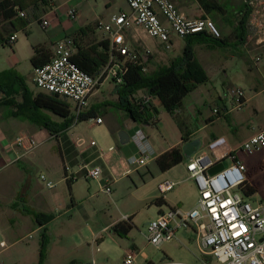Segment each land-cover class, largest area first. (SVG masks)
<instances>
[{"label": "rangeland", "instance_id": "374dc122", "mask_svg": "<svg viewBox=\"0 0 264 264\" xmlns=\"http://www.w3.org/2000/svg\"><path fill=\"white\" fill-rule=\"evenodd\" d=\"M84 2L89 4V9L93 8L104 17L117 14L121 9L129 11L125 0H112L109 9L105 8L103 0ZM224 5L227 9V18H229L233 10L227 3ZM30 21L32 23L30 30L35 39V37L41 36L43 31L37 19L30 17ZM219 24L223 28H220L221 32L226 33L230 30L224 21L219 20ZM17 35L19 52L16 55L17 62L14 70L22 76L30 93L36 95L41 91L35 87L33 82L32 40L23 31ZM146 36L148 47L134 45L131 48L132 56L138 58L144 56L149 60L146 72L155 71L160 65L169 63L168 56L179 57L182 55L186 43L184 39L173 36L172 48L166 50L161 47L160 41ZM12 47L14 46L9 44L0 46V72L4 71L7 63L10 62L13 54ZM149 49L163 56L162 59L155 57L156 55L152 56ZM248 49L251 50V53L243 56L239 51L236 52L237 49L221 48L223 53L221 55L223 57L228 55V59L223 61L227 66L226 73L221 71L212 73L206 68L210 75V82L201 85L194 93L188 94L180 109V116L185 119L186 125L191 131H196L204 126L197 136L204 143L201 152L209 154L210 157L212 155L207 143L209 140L211 141L213 135H226L233 147H240L259 129H264L263 63L255 62L257 56L264 60V54L255 52L253 46H249ZM197 55H200L199 47ZM236 87L244 91L247 99L240 109L233 107L234 99L231 90ZM98 89L96 97L101 101L104 99L109 101L103 108H95L96 117L99 116L104 122L98 125L94 121L95 118L77 121L68 130L73 129L75 137L82 138L87 144L95 141L102 152L113 154L111 164L103 165L102 161L98 159L93 163L102 164L105 171L112 165L119 167L123 149L116 143L115 136L109 130L108 125L111 121H115L121 125L120 131H125V129L128 131V127L125 126L127 118L124 120L123 112L117 109L111 100L115 95V84L106 80ZM218 96L222 101H218ZM216 103L219 107H223L225 104L229 113L213 123H209L205 121V118L212 115L215 107L218 108ZM69 104L70 117H75V106L72 103ZM197 109H200L202 114H198ZM157 110V122L148 123L144 133L151 145L163 148L177 141L180 132L173 117L161 105L157 104ZM40 113L58 127H61L65 122L64 119L50 111L42 109ZM19 126L28 129L30 125L21 122ZM25 129L20 130V133L26 135L32 133ZM51 145L54 146V149L52 152L50 151L52 155L48 158V163L32 165L25 172L30 182L28 191L31 195V205L35 209H39L33 200L35 194L46 198V202H48L45 204L46 209L52 213L53 219L39 229L30 216L21 213L15 218L16 223H9L7 217L2 218L0 220L1 264H123L126 251L143 252L148 256L147 259L138 257L137 264H203L205 261L208 264H220L215 257L203 255L199 251L197 236L190 228L179 230L172 241L164 243L159 248L148 243L146 224L158 217L160 207L165 208L166 206L165 204L159 206L155 203V199L150 198L153 194L160 196L162 194L158 190L160 180H154L152 174L146 169L139 170L113 185L114 189L111 195L102 192L98 181L86 178L85 174L79 175V178L70 187L60 168L59 145L56 140L52 141V144L38 145L29 155L27 154L29 157L26 158L32 159L35 156L37 160L41 153L45 149H49L48 146ZM37 155L39 156L37 157ZM85 161L88 162V160ZM153 166L154 163H151L149 167L153 168ZM106 173L101 175V178ZM22 176L25 178V174ZM41 176H44L45 180L41 179ZM17 179L19 176L15 177V180ZM48 181L54 183L53 188L47 187L46 182ZM14 183L15 191L19 190L23 194L20 184L15 181ZM184 186L185 183L176 186L173 191L166 194L167 197L171 201L183 198L187 195L184 193ZM198 197L197 190L192 194L188 193L183 203V209H187L188 205L194 206ZM262 204L264 207V199ZM124 215H129L133 220L132 229L127 236L121 235L113 227L104 230L111 221Z\"/></svg>", "mask_w": 264, "mask_h": 264}, {"label": "built area", "instance_id": "2783aa9c", "mask_svg": "<svg viewBox=\"0 0 264 264\" xmlns=\"http://www.w3.org/2000/svg\"><path fill=\"white\" fill-rule=\"evenodd\" d=\"M130 8L129 13L121 12L111 17L108 23L99 22L97 30L103 40L109 42V60L100 72L89 75L78 68L73 62L74 44L71 39H62L55 43L52 59L42 67L34 69L33 82L42 92L54 94L75 106L76 119L86 112L89 98L106 80L115 85H121L127 72L125 61L134 59L127 44L124 31L127 28H142L146 34L160 41L166 50L172 48V38L186 37L205 33L214 40L222 39V33L215 21L209 17H189L185 15L173 0H125ZM249 13V31L246 38L247 46L264 44V0H243ZM72 15L76 10L72 9ZM25 17L23 11L19 12ZM40 24L47 28L49 22L42 18ZM17 39L13 34L8 40L12 45ZM233 107L240 109L245 103L244 91L236 87L231 90ZM139 105L148 107L155 98L150 94L135 96ZM219 110L215 109L214 114ZM95 123L100 125L103 120L95 117ZM155 121V118L152 119ZM145 134L139 130L134 135L142 147L138 154L130 158L129 163L137 167L146 166L154 156L151 150L144 146ZM39 142L34 136L19 135L12 147L21 149L24 154L31 153ZM94 141L91 146H95ZM209 154L201 150L187 161V171L194 180L198 190V200L194 208L185 210L180 207L170 208L158 215L147 224V241L159 248L164 243L172 241L179 230L193 229L197 236L199 251L203 255H211L220 264H264V207L247 200L243 188L247 181V168L244 162L237 158L235 151L219 138L208 145ZM264 148V129L259 130L240 149L247 154H253ZM104 152H99L103 158ZM228 162L220 171L211 174L214 166ZM79 170L85 172L88 179L99 180L103 173L102 166L82 164ZM69 173L70 168L65 167ZM41 179L45 180L44 176ZM48 188L54 183L46 182ZM112 182L106 181L101 191L111 195ZM175 183L166 180L159 184L160 192L165 195L171 191ZM138 257L147 259L141 252L126 251L123 264H137Z\"/></svg>", "mask_w": 264, "mask_h": 264}, {"label": "crops", "instance_id": "0c3cea01", "mask_svg": "<svg viewBox=\"0 0 264 264\" xmlns=\"http://www.w3.org/2000/svg\"><path fill=\"white\" fill-rule=\"evenodd\" d=\"M84 1H89V0H58V1L51 0L49 7L46 10H44V12L39 13L40 19H38V22H39V26L41 27L43 31V34H41V36L35 37L34 39V35L31 33V30H30L32 23L23 31L32 40V46H31L32 53H33V47L37 45L47 46L49 47L50 51L53 53L55 43L59 40L68 38V39H76V43L73 49V53L75 54L77 51L76 46L86 47V46L95 44L97 42L103 41L102 34L100 33L99 30H97V25L99 22L108 23L112 16L117 15L121 12H125V13L130 12V8H129V11H125L124 9H121V11H119L117 14H113L110 17H104L98 14L93 8L89 9L88 8L89 4ZM173 1L177 4L178 8L185 15L189 17H201L203 15H206L205 10L201 7L198 0H173ZM210 1H216L223 6H225L224 4L227 3L230 6V8L233 10V13L230 15L229 18H227L228 15H227L226 8H225L226 13L224 16L217 15V14H207L206 15L207 17H211V18H213L214 16L215 22L218 25H220L219 20L230 21V25L225 23L229 27L230 30L227 31L226 33L221 32L223 33L222 38L227 41V46H223L221 48H228V49H233V50L237 49L236 52L239 51L241 55L243 56L249 55L251 53V50L248 49V46L246 43V38H247L246 36L249 31L248 27H249L250 20L248 19V22L246 25V34L244 36L243 41H238V36H240V34L238 35L235 31V27L237 26L238 22H240V20L242 19L244 15V12H243L244 9L242 6V4H244L243 0H221V1L220 0H210ZM103 4L106 9H109L112 5V0H103ZM72 9L76 10L75 15L71 14L70 11ZM42 18L46 19L49 22V25L47 28H43L41 26L40 20ZM7 27H8V23L0 24V31L2 35L3 33H5L4 32L5 29L11 28V26L9 28ZM220 28L223 29L221 25H220ZM88 29H92V30H88ZM80 30H83V33L78 35ZM5 31H8V30H5ZM18 33L19 32H12V34H16V35ZM124 35H125L127 44L130 47V49L134 47V45L140 46V47H144V46L148 47L146 45V37H147L146 35L147 34L142 28H127L124 31ZM17 41H18V35H17V39L12 44L14 46L12 47L13 54L11 55L10 62L7 63L4 71L9 70V69H14L16 66V62H17L16 55L19 52V43H17ZM15 44L17 45L15 46ZM160 44H161V47L165 48L161 42ZM198 47L200 49L199 56L197 55ZM253 47L255 49L254 50L255 52L264 54V44L253 45ZM221 48L216 47L214 44L211 46L204 45V44L195 46L196 56L199 59V61L202 63L203 67L205 68L209 76L208 82H210L211 79H210V75L207 69H209L212 73H215V72L219 73L220 71L223 73H226L227 71V66L224 64L223 61H226V59H228V55L227 56L225 55V57H223L221 55L223 54L222 51L220 50ZM150 53L152 54V56L156 55L155 57H160L161 59L163 57L160 54L155 53L152 50H150ZM174 58L176 57L168 56L169 61H171ZM145 60H147V58ZM255 62L257 64L260 62L263 63L262 71L264 74V60L262 59V57L258 58L257 56ZM167 64H162L159 67L163 65H167ZM198 88L196 90H198ZM196 90H194L192 93H194ZM98 92H99V89H96L90 96L89 106L86 112H88L91 109L98 108V107L103 108L104 105L107 102H109L107 99H104L101 101L98 97H96ZM114 93L115 95L111 100L114 103H116V101L118 100L116 89ZM145 94H146L145 91H139L135 94V96L138 97V96H142ZM11 99H13L12 100L13 104L9 105L10 104L9 101ZM92 100L93 102H91ZM218 101H222L220 96H218ZM246 101L247 99L245 98V103ZM21 103H22V98L20 97V95L14 96L10 94V92L0 91V196L3 195V197L0 198V220H2V218L4 217H7V221H9V223H16L15 218L18 217L19 213H21L18 209L13 208V205L16 202L18 204H22V200H24L23 203H25V205H28L34 208L31 205L32 202L30 200V196H31L30 191H28L30 188V182L27 179L25 171L29 170L30 166L38 164V163L47 164L49 161L48 158H50L51 157L50 155H52L50 154V151L52 152V150L54 149L53 145L48 146L49 149L48 148L45 149V151L41 153V156L37 158L36 160L35 156L32 159L26 158L29 156H27V154H24L21 149H16L12 147V142L19 135L24 134V133H20V130L25 129L22 126H19V123L21 122L23 124L28 123L30 125L28 129H25V130H29L30 132H32V133H29L28 135L34 136V138L39 142V145L41 144L47 145V143L52 144V141L54 142L55 140L58 142V145H59L58 155L60 157V162H59L60 168L63 172V176L67 184H69L70 187L72 186V183L75 182L79 178V175L85 174L84 171L79 170L80 166L82 164H89V165L92 164V166H95V165L102 166V169H103L102 176L104 173L107 172L103 178H100L97 181L101 189V187L106 184V181L110 180L112 182L111 184L112 193L114 189L113 185L118 184L125 177H128L135 172H139V170H142V169H146L147 172L152 174V177L154 180H160L159 184L166 180H170L175 183V186H174L175 188L176 186L185 183V186H184L185 195L186 194L188 195V193L192 194L197 190L194 180L190 177V174L187 171V162L185 161L184 158L181 163L173 166L171 169H169L166 172L160 171L155 161V159L159 155L163 154L169 149H172L174 147H180L182 149L183 144H185L186 142L183 141L181 133L177 141L163 148L157 145H151L148 139H146L144 146L149 148L154 156L152 157V159L149 160L146 166L137 167L135 165H131L129 163L130 158L138 154L139 148L142 147L136 140H134V135L139 130H141L144 133L145 129H147L148 123H143V124L135 123L131 121L129 118H127L125 112L122 111L124 120L127 118V120H125V126L128 127V131L126 129L125 131L130 136V142L125 146L119 145L117 134L121 130L122 127L115 121H111L110 124L108 125L109 130L111 131L113 136H115V141L118 144V146L123 147L122 154H121L122 159H121V162L119 163V167H117L116 165H112L110 167H107L104 171L103 165L105 164L107 165L108 163L111 164L113 160L112 153L110 154L104 153L103 158H100L99 152L101 150L99 149L97 143L94 141L96 143L95 146H91L92 141L90 142V144H87L86 141L83 140L82 138L75 137V133L73 132L74 131L73 129L72 130L67 129L65 131L52 134L49 130H47L45 127L40 125L39 123L40 121L34 118H31L30 116L31 113L27 109L24 111L23 117L15 116V114L18 113L17 104H21ZM224 103H225V100H224ZM157 104L161 105L159 101L155 99L152 105L153 107L157 108ZM216 104L218 107L217 109L220 112V116L217 117V115L214 114V110L216 109L215 107L213 109L212 115L207 116L205 118V121L209 123H213L220 117L225 116L229 113L227 111V106L225 104L223 105V107H219L218 103ZM180 111L181 110L178 111L179 114H180ZM197 113L202 114L200 109H197ZM211 118H216V119L213 121H210ZM156 121L157 119H155V121H152L151 119L149 123H156ZM203 128L204 126L200 127L196 131H191L189 129L191 132V134L189 135L190 137L189 141L196 139V138L201 139L200 137L197 136V133ZM219 138H223L226 141V143L235 151V155L237 156V158L242 160L244 164L246 165L247 181L245 183V187L243 188V193L246 196L247 200L253 204L263 205L262 200L264 199V148L253 154H247L240 149L241 146L233 147L231 143L229 142V139L227 138L226 135H220V136L213 135L211 137V141L209 140L207 144L209 145L211 142ZM203 145L204 143L202 140V146ZM38 156L39 155H37V157ZM97 159L101 160L103 165L93 164L95 163V161H97ZM85 160H88V162ZM151 163H154L153 168L149 167ZM66 166L70 168L69 173L65 172ZM24 174H25V178H23L22 176ZM16 176H19V179L15 180ZM14 181L20 184V188H23L22 189L23 194H21L19 190L15 191ZM159 184H158V190H159ZM174 188L171 191H173ZM246 192H249V195H246ZM160 194L162 193L160 192ZM166 194L165 195L162 194V196H160L159 194H153L150 197L152 198V200L157 199V198H162L164 200V204L166 207L165 208L160 207L158 215L162 212L167 211L170 208H174V207H180L182 209L184 208L183 203H184L185 198H187V195L183 196V198L177 199L176 201H171L167 197ZM33 200L35 204H37L36 206H39L38 207L39 209H36L37 211H41L47 214H52L50 211H47L48 209H46L47 207L45 204L48 203L46 202V198L35 194V196H33ZM195 205L194 206L188 205L187 209L185 208V210L192 209L195 207ZM26 216H29V215H26ZM31 218L33 219V217ZM129 218H131V221L133 222L132 217H130L129 215H124L121 218L111 221L104 228V230L114 227L119 222L127 221ZM33 221L35 224H37L34 219ZM44 226L38 225V228L41 229ZM191 230L195 234V231L193 229ZM196 240H197V237H196ZM206 256H211V255L208 254ZM203 264H208V263L207 261H205Z\"/></svg>", "mask_w": 264, "mask_h": 264}, {"label": "trees", "instance_id": "16d2710c", "mask_svg": "<svg viewBox=\"0 0 264 264\" xmlns=\"http://www.w3.org/2000/svg\"><path fill=\"white\" fill-rule=\"evenodd\" d=\"M201 7L207 14H217L224 16L226 13L225 6L216 1L198 0ZM51 3V0H0V24L8 23L11 28L8 31L1 33L0 31V46L8 45V40L12 36V32H22L30 24V17L40 19V11L44 12ZM244 15L240 22L235 27L238 36V41H243L246 34V25L249 19V10H246L245 4H242ZM23 11L25 17H21L19 12ZM27 12V13H26ZM203 15L202 17H207ZM215 21V17L212 18ZM224 21V20H223ZM216 23V22H215ZM230 25V21H224ZM217 24V23H216ZM220 29V25L217 24ZM92 30V29H88ZM80 30L79 34H82ZM75 45L76 39H71ZM185 46L182 55L172 59L167 65L159 67L153 72H146L149 60L142 56L125 61L127 72L123 78L121 85H115L118 100L115 103L117 109L125 112L127 118L131 121L143 124L149 123L151 119H157V108L150 105L148 107L141 106L135 99V94L139 91H145L147 94L152 95L159 101L161 106L173 117L184 142L190 140L191 134L185 119H183L178 111L183 105L186 96L196 90L199 86L208 83L209 76L203 67L202 63L196 56V45H215L216 47L227 46L225 39L214 40L205 33H197L186 37ZM77 51L72 57V62L85 73L95 76L105 66L109 60V42L106 40L97 42L90 46H76ZM33 56L31 64L33 69L39 68L47 64L53 56L49 47L37 45L33 47ZM0 91L10 92L16 96L20 95L22 103L17 104L18 113L15 116H24V111L27 109L31 113V118L40 121V125L49 130L52 134L65 131L69 129L77 121H86L96 117V110L91 109L88 112L70 117L71 109L70 104L54 94H47L39 92L36 95L30 93L24 79L14 69L5 70L0 73ZM13 99L9 102L12 105ZM47 110L54 115L64 119V124L58 127L56 124L49 122L41 113L40 110ZM220 116V112L216 114ZM216 118H211L210 121ZM157 122V121H156ZM57 128V129H56ZM156 164L160 171L166 172L173 166L183 161V153L180 147H174L159 155L156 159ZM249 195V192H246ZM17 202L13 208L18 209L21 213L33 217L39 226L48 224L52 219V214H47L41 211ZM157 205H163L162 198L155 199ZM132 221L129 218L127 221L117 223L113 228L123 236L132 229Z\"/></svg>", "mask_w": 264, "mask_h": 264}, {"label": "water", "instance_id": "95a60500", "mask_svg": "<svg viewBox=\"0 0 264 264\" xmlns=\"http://www.w3.org/2000/svg\"><path fill=\"white\" fill-rule=\"evenodd\" d=\"M117 138H118L119 145L121 146H125L130 142V136L124 130L118 132ZM201 148H202V140L199 138L193 139L183 144L182 153H183V158L185 159V161L186 162L189 161L193 155H195L196 153L200 151ZM227 165H228L227 161L222 162L214 166L213 168H211L209 172L211 174H214L220 171L224 166H227Z\"/></svg>", "mask_w": 264, "mask_h": 264}]
</instances>
